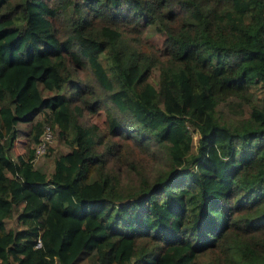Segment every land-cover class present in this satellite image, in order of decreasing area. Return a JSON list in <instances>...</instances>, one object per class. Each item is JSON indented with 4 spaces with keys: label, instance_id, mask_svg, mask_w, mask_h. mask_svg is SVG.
<instances>
[{
    "label": "trees",
    "instance_id": "trees-1",
    "mask_svg": "<svg viewBox=\"0 0 264 264\" xmlns=\"http://www.w3.org/2000/svg\"><path fill=\"white\" fill-rule=\"evenodd\" d=\"M148 27L159 51L131 35ZM83 65L95 87L75 77ZM255 87L241 118L216 109ZM109 105L129 123L78 120ZM19 121L34 143L45 122L65 139L48 171L31 145L9 154ZM112 136L154 146L160 167ZM12 212L20 226L6 227ZM82 251L88 264H264V0H0V264Z\"/></svg>",
    "mask_w": 264,
    "mask_h": 264
},
{
    "label": "rangeland",
    "instance_id": "rangeland-1",
    "mask_svg": "<svg viewBox=\"0 0 264 264\" xmlns=\"http://www.w3.org/2000/svg\"><path fill=\"white\" fill-rule=\"evenodd\" d=\"M140 31V30H139ZM135 33V32H134ZM138 34V35H136ZM136 34H131L132 36H140L139 44L144 50H155L159 51L162 47V40L159 37V33L155 31L152 27L144 28L140 32H136ZM77 79L86 81L85 83H89L95 87V82L92 80V75L90 73L89 68L87 65H83L77 69V75L75 76ZM75 78V79H76ZM150 79L155 82L156 74L151 75ZM43 92H51V90H43ZM261 95V88H250L247 92L242 96H229L224 101L217 103V108L223 112V115H230L234 118H241L242 116L246 115L248 109L252 103L259 102V96ZM12 108L16 113H21L23 111H29V106H22L13 102ZM106 112L112 113L116 118L120 120V122H125L126 124L129 123V119H123L120 117L119 113L116 109L109 105L107 106H100L95 107L93 110L84 109L82 111V116L78 118L79 121L87 124H93V126L98 128V132L105 133L106 131ZM41 112L36 113L33 117H39ZM28 121H19L17 122L18 127V136L13 141V144L9 148V154L11 156H15L18 151H23V144L33 146V143L29 139L30 125L27 124ZM46 123V122H45ZM52 128V140L49 145V150L47 149L45 152L34 155L33 156V164L45 171H48L52 167V157L59 153L67 150L69 146L67 145L65 139H61L56 132L54 127ZM111 139L117 141H125L130 143L133 147L134 157L137 161H143L142 169L144 168L147 172H153L156 168H159L161 162H159V155L161 154L158 152L154 146L143 147L138 145L133 139L126 138V137H118L112 136ZM162 160V159H161ZM5 225L17 227L20 224L15 219V212H12L10 216L5 218ZM86 251L80 252L74 260L70 264H88L86 258Z\"/></svg>",
    "mask_w": 264,
    "mask_h": 264
},
{
    "label": "built area",
    "instance_id": "built-area-1",
    "mask_svg": "<svg viewBox=\"0 0 264 264\" xmlns=\"http://www.w3.org/2000/svg\"><path fill=\"white\" fill-rule=\"evenodd\" d=\"M52 140V128L48 123H44L40 132L37 135V139L33 144V154L38 155L41 154L47 145ZM38 243V239H37Z\"/></svg>",
    "mask_w": 264,
    "mask_h": 264
},
{
    "label": "crops",
    "instance_id": "crops-1",
    "mask_svg": "<svg viewBox=\"0 0 264 264\" xmlns=\"http://www.w3.org/2000/svg\"><path fill=\"white\" fill-rule=\"evenodd\" d=\"M19 152V151H18Z\"/></svg>",
    "mask_w": 264,
    "mask_h": 264
}]
</instances>
